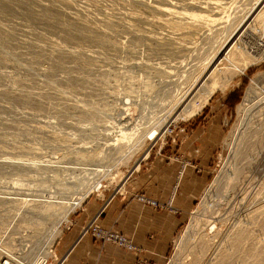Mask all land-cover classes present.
Returning a JSON list of instances; mask_svg holds the SVG:
<instances>
[{"label":"rangeland","instance_id":"374dc122","mask_svg":"<svg viewBox=\"0 0 264 264\" xmlns=\"http://www.w3.org/2000/svg\"><path fill=\"white\" fill-rule=\"evenodd\" d=\"M6 1H0V264L8 255L12 264L41 255L43 264H58V241L73 212L91 195L112 197L146 160L185 137L210 143L209 175L161 264L217 263L228 231L245 224L248 211L264 208V169L248 172L238 187L242 211L225 221L218 206L225 180L239 181L264 141V114L255 105L264 97V47L250 48L258 38L264 42V19L256 18L264 0H20L23 7ZM200 70L219 87L199 111L177 119L175 112L202 102L192 82ZM248 94L257 98L245 111ZM99 182L53 238L66 202ZM207 232L223 233L212 235L209 262H195Z\"/></svg>","mask_w":264,"mask_h":264},{"label":"crops","instance_id":"0c3cea01","mask_svg":"<svg viewBox=\"0 0 264 264\" xmlns=\"http://www.w3.org/2000/svg\"><path fill=\"white\" fill-rule=\"evenodd\" d=\"M196 139L168 142L128 176L112 197L89 196L73 212L58 241L61 264H161L171 237L184 223L209 175L210 143ZM195 147L199 148L197 152ZM136 192L170 206L143 202L136 198ZM93 218L131 237L136 248L126 249L82 234L83 225Z\"/></svg>","mask_w":264,"mask_h":264},{"label":"bare ground","instance_id":"6f19581e","mask_svg":"<svg viewBox=\"0 0 264 264\" xmlns=\"http://www.w3.org/2000/svg\"><path fill=\"white\" fill-rule=\"evenodd\" d=\"M7 1H6V4H7ZM13 1L15 2L16 0H13ZM21 1H20L19 4H21ZM8 2H9L8 3L9 4V7H11L12 5L10 6V3L12 4V1L10 0ZM17 2H18V0L15 2L14 5H16ZM23 2H25V0ZM25 4L27 5V3H25ZM17 5H18V3H17ZM21 6L23 7V4H21ZM26 9H28V8H26ZM21 11L24 13V8ZM26 11H25V13H27ZM256 18H260V19L263 18L264 19V9L262 11H260V13L257 14ZM253 37L255 38V35ZM250 45H251L250 48L253 51H256V53H257L258 51L261 52L260 50H262V48L264 47V42H263V39L258 38V39H256L254 41L253 44H250ZM236 48H235V50H236ZM234 52L236 53L237 51H234ZM239 53L240 54L241 53L243 54V52H239ZM235 57H236V55H235ZM238 57L240 58V57H242V55H238ZM235 59L237 60V58H235ZM234 60H232V61H234ZM204 73H205V71H204ZM205 76H206V74L202 76V72L200 70V73H198L197 76H195L194 81H192V82H194L195 86L196 85L198 86V87H196V88L199 89V93L198 94L200 95V98L202 97V102L200 100V102H201L200 105H195L196 103L195 104L193 103V106L192 107L191 106L188 107V105H187L188 109L186 108L185 110H183V113H182V111H180L179 113L178 112H175L174 117H176L178 119V118L183 117V115H185L186 113H188L186 116H188V115L190 116V115L196 113L197 111H199L203 107V105L211 97V95L217 89V87H219V85L216 84L215 79L213 80V78H212L213 81H211L209 79L210 77L208 78V77H205ZM248 97H249V94H248ZM248 97L245 99L246 101L244 103V105H245V107H244L245 108V111L246 110L248 111V109L250 107V104L257 98V95H256V97H255V95H250V97L249 98ZM177 103L178 102H176V104ZM263 104H264V97H261V99H259L258 102L255 103V105H257L256 108L258 109L257 110L258 111L257 113H260V114L263 113L264 114V110H263L264 109V106H263ZM251 110H253V109H251ZM171 115H173V112L171 113ZM150 134H152V132H147L146 133V138ZM260 134H262V136H264V132H262ZM236 136H237V134H236ZM262 138L264 139V137H262ZM143 141H144V137H143ZM143 141H142V143H143ZM263 143H264V141L262 140V141L259 142V144H260L259 147L257 146L258 147V150L256 151V153H257L256 154V161H251L250 162V167L249 168L247 167L248 168L247 170L240 171L239 172V181H236L234 183V185H231V178L229 177L228 180H225V182H224V186H223L224 189H223V193L221 192L222 193L221 194L222 196L219 199V205L218 206L223 211V213L225 214L224 215V214L221 213L223 215V219L225 221L228 218L232 217V215H234V213L236 212L235 210H238V212L242 211L240 209V207H241L242 204H241V200L239 198L243 199L242 197H243L244 192L243 193L241 192L240 193V196H239L238 194L240 192V189H238V187L239 188L240 187L242 188V187H244V184L246 182H248V176H247L248 175V172H250V173L251 172H254V175H255V173H258V175H259L261 172H263V169H264V161H262V160L259 159V155L264 152L263 149L261 150V148H264ZM254 144L258 145L257 142L254 143ZM262 145H263V147H261ZM236 173L237 172L235 171V174ZM252 179H255V178L253 176L249 178V180H252ZM250 182H249V184H250ZM99 184H100V182L97 183V184H95L93 186V188H89L86 191L77 194V196L75 198H73V200L66 202V204H68L67 205V210L65 212H63V214L61 215L60 220H59V223L57 224L56 229L54 230V233L51 234V236L53 235V238H56V237H58L61 234V229H60L61 223L63 221H65V219L68 218L70 212L73 209H75L77 206L79 207V205L82 204V201L85 199V197L88 196V193L92 189L97 188L99 186ZM53 208H54V206H53ZM233 211H235V212L233 213ZM245 216H246V219L244 218L245 219V222H246L245 224L243 222H240L237 226L235 225L233 227V230H229L228 231L227 235L224 238L225 239V243H226V248H225L224 251L221 249L222 252H221L220 255H218V257L216 259V260H218V262L215 263V264H264V219L262 218V216H264V208H262L261 206H259L258 208H255L253 211H248ZM248 221H251V224L255 228L254 230H249V222ZM224 225H227V224L224 223ZM207 233L203 236V239H204L203 240L204 241L203 243L204 244H203V247H202V252L203 251L204 252L202 253V255L200 257L199 256H196L195 262H199V261H202V260H205V259H206L205 261L209 262V260L207 259V255H208V252L210 251L209 249L213 246V240H214L213 238L221 235V233H223V232H221V233L220 232L219 233L218 232H215L214 234L213 233L212 234H209L208 233V235H207ZM212 235L214 236L213 238H212ZM53 240H55V239H53ZM0 248H2V247H0ZM0 253L2 254V251ZM45 254L47 255L48 254V251H45ZM3 257L5 258V256H3ZM6 257H7V259L5 258L6 260L4 259V261H2V264H12L13 262L15 263V259H14L15 257H13L12 255L11 256L8 255ZM1 259L3 260V258H1ZM44 261H45V259L41 255L38 259H36L34 262H32L30 264H43Z\"/></svg>","mask_w":264,"mask_h":264},{"label":"built area","instance_id":"2783aa9c","mask_svg":"<svg viewBox=\"0 0 264 264\" xmlns=\"http://www.w3.org/2000/svg\"><path fill=\"white\" fill-rule=\"evenodd\" d=\"M137 198L143 202H146L148 204L158 206V207H165L170 206L169 203H161L157 199L150 197L148 195H145L143 193L138 194ZM81 233H89L93 237L98 238L103 241H109L112 242L120 247L126 248V249H135L136 246L134 242L132 241V238L126 235L125 233L116 230L112 227H107L104 225H101L98 223V221H95V218H93L91 221L87 222L83 225L81 229ZM62 256L60 257V260L58 261V264L62 263Z\"/></svg>","mask_w":264,"mask_h":264}]
</instances>
